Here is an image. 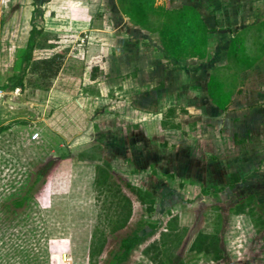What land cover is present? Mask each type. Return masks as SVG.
I'll return each mask as SVG.
<instances>
[{
	"label": "rangeland",
	"instance_id": "obj_1",
	"mask_svg": "<svg viewBox=\"0 0 264 264\" xmlns=\"http://www.w3.org/2000/svg\"><path fill=\"white\" fill-rule=\"evenodd\" d=\"M117 2L131 22L114 18V0H0V86L22 72L29 31L42 30L24 91L12 99L24 106L0 109L6 127L0 132V264H111L120 238L144 236L152 227L121 264H264V23L247 24L244 38L235 37L229 64L211 74L208 95L197 85L205 78L197 62L176 67L187 73L172 72L164 56H153L166 70L161 65L154 82L160 101L144 112L134 60L140 49L151 51L152 39L139 46L134 7ZM247 4L245 18L263 22L264 0ZM156 22L149 27L157 35L179 25ZM93 32L109 36L112 48L128 36L129 72L99 71L100 63L118 65V57L111 47L110 59L88 56L86 36ZM162 43L171 49L172 42ZM188 47L182 43L174 52L187 57ZM57 55L61 65L68 59L62 75L71 78L64 89L73 92L66 100L75 101L74 111L47 104L55 77L41 81L32 72L36 62ZM92 77L97 97L90 99ZM165 86L176 87L178 98ZM117 90L123 95L114 100ZM34 132L42 136L31 141ZM49 162L34 198L11 211L10 200ZM125 184L147 196L140 201Z\"/></svg>",
	"mask_w": 264,
	"mask_h": 264
},
{
	"label": "crops",
	"instance_id": "obj_2",
	"mask_svg": "<svg viewBox=\"0 0 264 264\" xmlns=\"http://www.w3.org/2000/svg\"><path fill=\"white\" fill-rule=\"evenodd\" d=\"M165 1L166 0H154L153 6L157 8H162L164 10L176 9L180 7H188V8L194 9L197 12L198 17H199L198 19L200 20L203 27L206 29V32H204L205 45L200 46L201 56L196 55L198 54L196 51H190L187 57H180L179 55L176 54V52H174L175 48H177L174 46V44H172L171 49L166 50L165 46L161 42L159 35H157L156 32H149L141 27H137L134 24H132L134 27H137L136 29L139 30V37L138 39H136V40H139V46H140V43L149 42V40L152 39L150 46L153 48H151V51L149 50L144 51L143 49L142 50L140 49L139 57H138V54H136V57L132 56L133 58L134 57L136 58V59L134 58L135 59L134 61L138 63L137 67H135V72H137V75L139 74L138 75L139 86L137 87V90L139 89L138 90L139 92L136 91V95L139 94V97H137V99H139V105L142 106L141 108H139V110H142L144 112L147 111V109L150 108L152 104H157L160 101L159 100L160 95L158 93L159 91L156 89L154 90L155 88L154 82H155V79H160L159 74H160V68L162 64L158 60L159 58L156 59L153 56H155L156 54L160 56H164L166 60L168 61V64H166V66L169 68L168 70L172 72L178 70V71L187 73L188 70L186 68H184L185 69L184 71L176 67L181 66V65H183V67H186L187 63L189 62H197L198 63L196 67V69L198 70L197 72L203 73L205 76V78H201L203 82L201 81L197 83V85L200 84L199 87L202 88V84H203L204 85L203 88L206 89V94L208 95V86L210 83L211 74L213 73L214 70H217L219 68H224L229 64L227 58L229 56V49L231 48L232 42L233 40H235V37L240 36L241 39L244 38L245 33H243V30L247 27L246 26L247 24L253 25V24L264 23V20L263 22H260L262 21V19L261 20L255 19L252 21V18H251L250 19L252 21L251 22L245 18V15L247 13L246 12L247 8L249 7L247 6L249 5L247 3H249L250 0H213L214 4H212L211 7L205 4L203 0H179V6L178 5L171 6L172 2L170 0H167L166 2ZM110 8H111L110 10L113 11L112 12L113 15L115 13L117 14V15L115 14L116 18L114 15V18L117 19L118 22H121L123 20L127 21V23L130 22L128 17L122 13L117 0H114V3L113 5L111 4ZM253 9H256V8H253ZM151 20H152V23L156 21H157L156 23H158L162 20V18L153 17ZM93 24H94L93 27L98 25L97 21H93ZM95 31H97V29ZM241 32L242 34L239 35V33ZM86 37L89 41H91L88 47V54H89L88 56L97 57L99 52H101L102 53L101 55H103V57L105 58L107 57V59L108 58L110 59L112 57L111 53L108 52L112 48V45L110 43L111 38H109V36L100 35V34L93 32V33H89ZM125 37H126L125 40L123 39V37L120 38L123 41V44L119 43L120 45H117L116 47L113 46L112 48V52H114L113 56L115 55L118 57L117 58L118 65L116 64L113 67L112 63L111 64L110 63H105V64L100 63L98 66L99 71H103L104 74L113 72L114 75L116 76L123 75L124 73L129 72L126 70L127 65H125V62L127 61L128 56H123L125 52L124 47L129 48L128 47L129 45L125 44L126 41L128 40V36H125ZM79 38H80V34H79ZM59 41L61 42L63 41V39L61 40L59 39ZM101 41H103V43ZM57 48H59V46H56L54 49L56 50ZM129 53L133 54L132 50ZM150 56L153 58H150ZM263 56H264V52H263L262 57ZM67 60L68 59H66L65 62H63L64 64L62 63V65L60 66V69L57 75L55 76L53 86L49 88L48 99L46 103L47 104L56 103L57 106L61 104V105H65L64 107H66V109H71L73 108L74 103H75V101H70L72 100V98L70 99L71 97L70 94H72L73 92H70L69 94V93H66L65 91L67 90L64 89V86L72 87V84L69 82V79L71 78H68V79L63 78V75H62ZM166 66L163 67L162 65V68L166 70ZM187 78L189 79V76ZM185 81L181 84L185 85L186 84ZM96 82H97V78L92 77L91 81L89 82L87 86L88 90H86L85 95L88 97L86 98L91 99V98L97 97V95H95V97H92V95L97 94L93 88V85L96 84ZM110 90H111V87H110ZM163 90H166V91L172 90L171 97L174 99L178 98L176 95V92H177L176 87L165 86V88L163 87ZM22 92H20L18 89L14 90V92L11 93V98L13 99V97L18 96L19 93H22ZM169 92L170 91H168V95H169ZM132 93L133 95L135 94V92H132ZM122 95L123 94L121 90L114 91V97H115L114 100L121 98ZM66 99H70V100H66ZM76 102L79 103V101L77 100ZM1 105H0V109H2L1 107H3ZM57 111L55 112L56 115L58 114ZM73 111H74V108H73ZM72 120L73 119H71L70 121ZM2 126H5V125L1 124L0 127ZM38 135L42 136L39 133Z\"/></svg>",
	"mask_w": 264,
	"mask_h": 264
},
{
	"label": "trees",
	"instance_id": "obj_3",
	"mask_svg": "<svg viewBox=\"0 0 264 264\" xmlns=\"http://www.w3.org/2000/svg\"><path fill=\"white\" fill-rule=\"evenodd\" d=\"M132 3L130 6L133 8V14L137 18L138 21L132 22L135 26L141 27L149 32H157L156 29L150 28L152 24V18H164L170 21V26H175L179 22L177 27H171L170 30H164V28L158 33L163 42V39H167L169 42H172L175 47L179 48L184 43L191 51H196L198 56L200 54V46L205 45V35L206 29L201 24L200 20L198 19L197 12L188 7H180L176 9H169L164 10L162 8H157L153 6L154 1L146 3L144 1L139 0L135 2V0H129ZM135 5V6H134ZM122 11V10H121ZM151 12V14H150ZM122 13L127 16L125 12ZM128 17V16H127ZM176 17V21H173V18ZM131 22V21H130ZM167 26V25H166ZM42 35V30H37L36 28H32L29 31L25 48L21 53V61L24 65L22 72L18 76H14L10 78V84L8 86H0V91L2 92H12L18 89L20 92L24 90V77H25V70L27 67H30L32 63V53L38 47L37 38ZM200 37V38H199ZM185 39V40H184ZM42 45L39 44V48ZM175 48V49H177ZM60 55L53 56L48 59L41 60L36 62L32 67V72L38 73L39 72V80L44 81L48 79L54 78L60 68ZM236 57V56H235ZM236 59V58H235ZM234 62L236 63V60ZM48 87V85L46 86ZM6 130V127L0 128V132ZM51 162L43 166L38 172H36L34 179L27 185L23 193L9 202V207L11 211H17L23 209L29 201L34 198V192L37 191L38 183L41 181L43 176L46 173V170L50 167ZM235 177V176H231ZM239 180L235 178L234 182L231 185H235ZM125 187L134 194L140 201L143 199L146 194L141 196V193L134 189L129 184H125ZM126 202L130 203V201L126 198ZM129 213V212H128ZM155 228L152 227L149 233H153ZM146 234V235H147ZM140 236L138 232H133L130 235L124 236L119 239L117 249L111 255V264H121L122 262L126 261L131 254V252L144 240L146 236ZM198 251L208 252V248H199Z\"/></svg>",
	"mask_w": 264,
	"mask_h": 264
},
{
	"label": "water",
	"instance_id": "obj_4",
	"mask_svg": "<svg viewBox=\"0 0 264 264\" xmlns=\"http://www.w3.org/2000/svg\"><path fill=\"white\" fill-rule=\"evenodd\" d=\"M5 103L10 105V106H17V107L24 106L23 104L13 102V100L11 98V94H9V93L5 94Z\"/></svg>",
	"mask_w": 264,
	"mask_h": 264
},
{
	"label": "built area",
	"instance_id": "obj_5",
	"mask_svg": "<svg viewBox=\"0 0 264 264\" xmlns=\"http://www.w3.org/2000/svg\"><path fill=\"white\" fill-rule=\"evenodd\" d=\"M0 101H2L1 103H0V105L2 104V105H6L7 106V104L5 103V93H3V92H1L0 91ZM38 133H34V134H32L31 136H30V139H31V141H34V140H36L37 138H38Z\"/></svg>",
	"mask_w": 264,
	"mask_h": 264
}]
</instances>
